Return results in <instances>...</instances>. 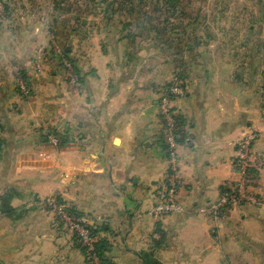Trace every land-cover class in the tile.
<instances>
[{"label": "crops", "instance_id": "0c3cea01", "mask_svg": "<svg viewBox=\"0 0 264 264\" xmlns=\"http://www.w3.org/2000/svg\"><path fill=\"white\" fill-rule=\"evenodd\" d=\"M74 13L59 12L54 0H6L0 19V110L9 119L0 150V264H84L70 234L59 231L42 207L55 194L105 225L99 236L108 241L114 264H143L141 253H152L160 264H264V168L253 189L258 204L235 207L218 222L205 215L224 185L236 179L233 144L246 127L262 133L253 149L264 158V45L240 55L229 41H211L227 48L177 64L166 57L164 79L151 59H134L131 49L139 38L121 34L139 28L138 21H109L88 10L89 18L77 25ZM128 13L133 18L138 11ZM70 16V22L63 19ZM53 27L71 56L73 47L83 49L86 63L79 89L42 100L39 89L55 81L40 77L31 58ZM242 44L243 50L250 46ZM17 71L39 88L28 103L9 89ZM176 71L186 94L175 108L190 138L177 150L183 212L155 221L148 210L167 162L152 87L169 82ZM60 126L72 127L76 142L61 148L41 143L44 128ZM11 190L13 210L5 214L1 197Z\"/></svg>", "mask_w": 264, "mask_h": 264}, {"label": "rangeland", "instance_id": "374dc122", "mask_svg": "<svg viewBox=\"0 0 264 264\" xmlns=\"http://www.w3.org/2000/svg\"><path fill=\"white\" fill-rule=\"evenodd\" d=\"M54 3L57 5L59 12L69 11L70 9L73 10V13L76 12L72 16H75L74 20L77 25L80 24V20L83 17L85 19L89 18L88 15H85L88 10H90V12L96 11V13L101 11V13L104 14V19L109 21L112 20L116 22L119 20L121 23H131L135 25L138 21L139 28L135 30L128 29L129 31H123L121 34L126 35L128 38H139L140 43H138L137 49H131V51H135L133 55L134 59H136L138 63L139 61H144L146 58L149 60L151 59L150 63L153 62L155 65V73L165 75L164 79H166V68L162 71L160 69L161 65L166 67V57H170L169 59H172L173 62L177 64L183 61L185 59L184 57H195L200 55L207 57V55L212 53L216 55L217 51L221 53L227 48L226 46L223 47L222 44L217 48L216 44H211V46V41H229L230 46L232 45L230 49L235 53L240 51V55L248 52H258V44L262 43L264 45V0H54ZM128 11H138V14L135 15L133 19L130 17ZM5 15L6 4L4 6V14L0 19ZM72 16L63 19L66 20V22H70L73 18ZM55 28L56 27H53V29L46 31L47 42L45 45H41L38 49H35L31 62L39 49L48 46L50 36L52 35L54 36L56 44L63 52L66 54L70 52L71 48H69V46H64L67 45V43L61 45L58 42ZM244 41L250 42V48L248 47L245 50L241 48ZM126 49L129 50V48ZM83 53L82 48L73 47V55L71 56L69 53L68 56L69 61H73L72 63L80 74L82 73L80 71H83V64L86 63L84 59L86 56ZM42 60L40 64L41 70H34L39 73L40 77H44L47 81L53 79L55 85H44L45 88L41 90V88H37L36 85L32 83V80H30L26 74H23L28 81L31 91L30 98H23L17 87V75L13 73L11 83L8 82V86L21 101L27 103L32 101L37 96L38 89L41 92L42 100H49L50 93H52V95L56 93L61 97H66L70 88L79 89L81 87L82 83L80 81L75 85H71L68 82L66 73L56 58L45 55L42 57ZM239 66L242 67V65ZM254 67L258 69L259 65H255ZM174 74H176V76L170 81L181 79V72L176 71ZM259 75L261 77L264 94V63L260 65ZM165 83L168 82L165 80L163 83L156 84L152 87L155 97V106L157 103V88ZM43 103L47 104L53 102L43 101ZM11 119L13 118H10V120ZM6 121H9L7 114L4 112L2 113L0 110V141H3L4 135L8 134V129H6L4 123ZM66 128H69L70 137L72 139L71 142H74L76 136L73 135V128L70 126H60L44 128L43 134H40L41 143L57 148L58 146L44 141L45 135L51 133L52 130L63 133ZM2 144L0 143V150L2 149ZM51 196H58L66 205L71 206L61 195L55 194ZM42 207L52 215V220L57 229L67 233L63 227L58 225L57 221L54 220L53 214L44 204H42ZM70 237L72 238L71 234Z\"/></svg>", "mask_w": 264, "mask_h": 264}, {"label": "built area", "instance_id": "2783aa9c", "mask_svg": "<svg viewBox=\"0 0 264 264\" xmlns=\"http://www.w3.org/2000/svg\"><path fill=\"white\" fill-rule=\"evenodd\" d=\"M5 4V0H0V17L4 14ZM45 55L58 60L71 85L79 82L75 71L76 67L69 61L66 53L58 47L53 35L50 36L48 46L39 49L32 59V65L36 71L41 70V60ZM16 75L20 95L23 98H30L31 91L26 77L19 71L16 72ZM185 94L186 88L180 79H174L157 88L156 109L167 169L164 179L154 190L155 200L148 210L149 216L155 221L183 212V207L178 201L182 182L179 167L180 157L177 150L180 145H187L190 138L184 131L185 124L180 127L178 119L180 114L175 108V102L184 98ZM261 134L254 128L246 127L233 144L234 156L231 160V168L236 179L226 183L218 200L207 205L205 215L209 222L213 223L224 219L235 207L246 203L256 205L260 202L253 193V189L257 185L260 171L264 168V158L256 154L253 148ZM45 139L49 144L58 146V137L53 133L46 134ZM42 204L53 214L58 225H61L71 236L76 237L86 252L89 264H99L95 254V243L98 237L92 234V229L96 226L95 221L85 214L71 213L70 206L66 205L58 196H49L42 201ZM216 228V226L211 228L212 234H216Z\"/></svg>", "mask_w": 264, "mask_h": 264}, {"label": "trees", "instance_id": "16d2710c", "mask_svg": "<svg viewBox=\"0 0 264 264\" xmlns=\"http://www.w3.org/2000/svg\"><path fill=\"white\" fill-rule=\"evenodd\" d=\"M67 56H69V53L66 54ZM71 62H73L71 60ZM76 75L78 76L79 81H82L81 78V74L79 73V71L76 68ZM21 74H25L24 72L20 71ZM181 80V79H180ZM263 111H264V106H263ZM178 119L180 120V127H183V124H185L184 118L180 115L178 117ZM51 133H53L55 136L58 137L59 143H58V147H64L66 145H68L71 142V137H70V130L69 128H66L63 133H60L57 130H52ZM44 141H46V139H44ZM0 143L4 144L3 141H0ZM3 144L1 145V148L3 146ZM14 192L8 191L7 193H5L2 197H1V211L4 212L5 214H10L11 211L13 210L9 203L10 200L14 197ZM69 211L71 213L74 214H84L81 213L80 211H78V209H76L73 206H70ZM105 230V225H96L94 229H92V234L98 237L97 242L95 243V254L99 260V264H114L112 262V260L109 258L108 256V252H109V248L110 245L108 243V241L105 238H101L99 236L100 232H103ZM72 240L74 241V243L76 244V246L78 247V249L81 251V253L84 256V264H89V260L87 258L86 252L84 250V248L81 246L80 243H78L77 239L75 236H72ZM141 260L143 264H160L155 258L154 255L152 253H141Z\"/></svg>", "mask_w": 264, "mask_h": 264}]
</instances>
